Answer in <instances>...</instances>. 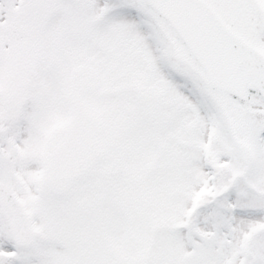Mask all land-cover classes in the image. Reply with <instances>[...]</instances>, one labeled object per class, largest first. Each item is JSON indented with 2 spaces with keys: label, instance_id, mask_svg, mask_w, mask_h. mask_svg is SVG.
<instances>
[{
  "label": "snow or ice",
  "instance_id": "6c2138e0",
  "mask_svg": "<svg viewBox=\"0 0 264 264\" xmlns=\"http://www.w3.org/2000/svg\"><path fill=\"white\" fill-rule=\"evenodd\" d=\"M0 264H264V0H0Z\"/></svg>",
  "mask_w": 264,
  "mask_h": 264
}]
</instances>
